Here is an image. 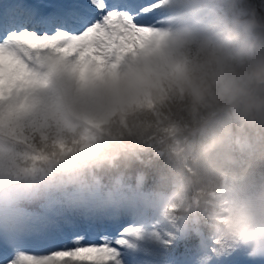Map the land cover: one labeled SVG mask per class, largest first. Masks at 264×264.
<instances>
[{
    "label": "clouds",
    "instance_id": "1",
    "mask_svg": "<svg viewBox=\"0 0 264 264\" xmlns=\"http://www.w3.org/2000/svg\"><path fill=\"white\" fill-rule=\"evenodd\" d=\"M160 12L102 76L39 65L0 119V232L77 201L129 214L132 251L177 234L197 238L198 264L229 247L264 260V0Z\"/></svg>",
    "mask_w": 264,
    "mask_h": 264
},
{
    "label": "snow or ice",
    "instance_id": "2",
    "mask_svg": "<svg viewBox=\"0 0 264 264\" xmlns=\"http://www.w3.org/2000/svg\"><path fill=\"white\" fill-rule=\"evenodd\" d=\"M160 0H5L0 3V119L26 100L40 82L39 65L74 67L81 79L102 76L112 61L130 54L159 24ZM134 220L114 212L62 201L38 207L10 231L0 232V264H169L181 238L166 234L161 248L132 251ZM103 229V231H100ZM244 252L225 248L210 264H228ZM201 246L194 256L198 264ZM250 264H264V260Z\"/></svg>",
    "mask_w": 264,
    "mask_h": 264
},
{
    "label": "rangeland",
    "instance_id": "3",
    "mask_svg": "<svg viewBox=\"0 0 264 264\" xmlns=\"http://www.w3.org/2000/svg\"><path fill=\"white\" fill-rule=\"evenodd\" d=\"M162 20V17H159V22ZM100 231H103V229H100ZM193 237H190L188 239H191ZM191 243H193V240H191ZM187 245L185 243H183V239L177 241V243L173 246V248L171 250H169V264H174V262L177 260V258L179 259V264H182V262L184 261L183 255H188L190 257L194 256V251L195 248L193 250H191L190 253H182L183 249L186 247ZM186 250V248H185ZM188 262V261H187ZM188 264H194V262L192 261L191 263ZM228 264H250L249 259L246 257L245 254L241 253V254H237L233 257L230 258V260L228 261Z\"/></svg>",
    "mask_w": 264,
    "mask_h": 264
},
{
    "label": "trees",
    "instance_id": "4",
    "mask_svg": "<svg viewBox=\"0 0 264 264\" xmlns=\"http://www.w3.org/2000/svg\"><path fill=\"white\" fill-rule=\"evenodd\" d=\"M150 175H151V173H150ZM151 184H152V180L150 179V180L148 181V185H146V187H150Z\"/></svg>",
    "mask_w": 264,
    "mask_h": 264
},
{
    "label": "bare ground",
    "instance_id": "5",
    "mask_svg": "<svg viewBox=\"0 0 264 264\" xmlns=\"http://www.w3.org/2000/svg\"><path fill=\"white\" fill-rule=\"evenodd\" d=\"M145 1H147V2H148V0H144L143 2H145ZM0 3H3V1H2V0H0Z\"/></svg>",
    "mask_w": 264,
    "mask_h": 264
}]
</instances>
